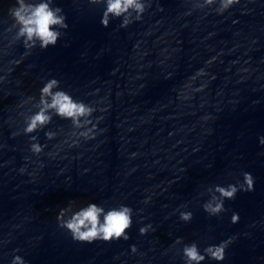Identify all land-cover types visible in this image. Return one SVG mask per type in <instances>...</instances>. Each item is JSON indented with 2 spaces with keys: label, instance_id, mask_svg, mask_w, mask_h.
I'll use <instances>...</instances> for the list:
<instances>
[{
  "label": "clouds",
  "instance_id": "obj_1",
  "mask_svg": "<svg viewBox=\"0 0 264 264\" xmlns=\"http://www.w3.org/2000/svg\"><path fill=\"white\" fill-rule=\"evenodd\" d=\"M87 2L89 5L100 7L99 24L102 27L107 28L112 21L118 20L117 28L126 29L129 25L142 21L145 12L152 7L155 0H87ZM184 5L187 7L185 15L192 12H203L205 15L215 12L216 15L223 16L238 5L243 9L242 14H246L247 10V5H242L241 0H184ZM157 10H163L158 3ZM5 17L3 21L7 27L3 30L0 39V59L11 55L9 49L17 44L24 51L19 59L7 61L9 67L3 75H0V83L6 82V76L12 70L11 66L19 65L34 49L47 50L49 47H55L69 27L66 13L55 3V0H11L5 10ZM236 22L233 20V24ZM215 60L216 57H212L205 61V65H211ZM207 75L205 68L198 69L189 77L191 83L185 85L187 92L177 94V98L188 101L192 99L191 93L203 91L206 83L195 87L194 84ZM211 78L214 79V76ZM19 83L20 81H17V84ZM93 94L95 93L91 95ZM100 105L98 102H85L76 97L71 91L63 88L61 81L55 76L41 78L38 92L24 97L15 105L16 109L21 110L18 113L20 128L13 131L11 136L14 138L22 134L28 137L27 151L31 155L25 156L24 159L42 168L44 167L41 162L42 154L49 159H55L65 147L68 149L79 147L81 142L87 143L97 137L98 125L103 117L94 114L104 113L107 110ZM54 117L67 121V129L58 126L53 130L48 127ZM207 118L205 116L202 119ZM8 122H13L11 117ZM41 131L45 143L39 140L38 134ZM99 131L102 132L103 129ZM58 136H62L63 139L52 145L55 151L49 150L45 153L48 142ZM257 140L259 145L264 146V135H258ZM136 155L133 152L130 158H135ZM31 157L36 159L32 160ZM27 171V164L21 165L18 169L21 175ZM28 174L33 175L31 172ZM254 184L255 177L248 171H242L234 182L206 185L197 193V197L202 198L200 207L210 217H219L222 213L230 211L229 222L235 224L239 221V213L226 208L225 201L235 199L238 192L254 191ZM151 199V196H146L141 203L147 205ZM142 212V208L134 210L133 207L121 202L70 199L57 208L55 221L57 227L76 243L92 244L96 241L110 243L129 239L127 230L132 227L135 216L140 217L135 221L139 225L137 231L140 236L155 231L150 222L144 223L145 218L140 215ZM172 215H176L179 221L184 223L190 222L193 218V212L187 202L178 205ZM35 239L39 240L40 237ZM236 239V235L233 234L217 243L205 241L201 246L197 240L186 242L183 237L177 236L167 251L174 249L180 256L182 264H203L205 261L209 264L211 262L223 264L227 249ZM5 243V240L0 239V246ZM21 251L19 248L12 249L8 264H28L24 256L19 254ZM129 251L137 254V246L129 245ZM140 255L144 254L140 253Z\"/></svg>",
  "mask_w": 264,
  "mask_h": 264
}]
</instances>
